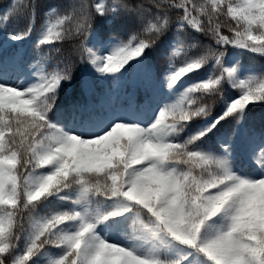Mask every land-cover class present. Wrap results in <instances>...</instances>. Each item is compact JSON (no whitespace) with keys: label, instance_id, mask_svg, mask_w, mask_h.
Masks as SVG:
<instances>
[{"label":"snow or ice","instance_id":"1","mask_svg":"<svg viewBox=\"0 0 264 264\" xmlns=\"http://www.w3.org/2000/svg\"><path fill=\"white\" fill-rule=\"evenodd\" d=\"M0 264H264V0H0Z\"/></svg>","mask_w":264,"mask_h":264}]
</instances>
